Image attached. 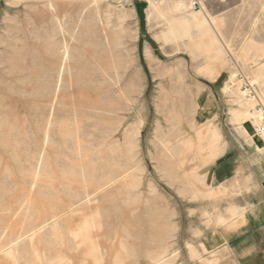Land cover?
<instances>
[{"label": "rangeland", "instance_id": "1", "mask_svg": "<svg viewBox=\"0 0 264 264\" xmlns=\"http://www.w3.org/2000/svg\"><path fill=\"white\" fill-rule=\"evenodd\" d=\"M139 2L0 0V247L39 230V261L26 242L17 264H79L70 231L83 216L96 217L100 264H181L187 210L205 208L201 224H212L215 204L192 195L201 187L186 176L198 163L182 149L208 123L231 138L223 121L198 117L205 56L192 58L188 40L158 41L168 22L153 10L140 29ZM200 5L233 54L222 77L234 74L235 86L222 89V105L251 140L233 112L243 111L236 89L249 80L264 95V0ZM219 148L218 157L221 134ZM52 218L56 229L45 226Z\"/></svg>", "mask_w": 264, "mask_h": 264}, {"label": "crops", "instance_id": "2", "mask_svg": "<svg viewBox=\"0 0 264 264\" xmlns=\"http://www.w3.org/2000/svg\"><path fill=\"white\" fill-rule=\"evenodd\" d=\"M198 2L200 5L201 0ZM224 75L225 70L213 79L200 76L204 84L197 96L200 98L199 120L223 121L219 125L227 127L231 138L225 142L218 129L222 135L223 152L210 164L206 178L214 191V198L196 200L214 202L212 224L209 227L201 224L200 215L205 208L187 210L189 223L185 230L186 239L182 241L181 264H264L262 141L254 143L243 135L238 123L232 122L229 104L222 105V89L229 81L223 79ZM260 105L264 114V104ZM243 123L251 138L246 122ZM183 199L193 200L188 195Z\"/></svg>", "mask_w": 264, "mask_h": 264}, {"label": "bare ground", "instance_id": "3", "mask_svg": "<svg viewBox=\"0 0 264 264\" xmlns=\"http://www.w3.org/2000/svg\"><path fill=\"white\" fill-rule=\"evenodd\" d=\"M145 2L148 4L149 11L153 10L159 18L168 22V31L162 32L156 38L158 41H161L164 45H169L188 40L189 46L185 48L192 58H196L198 55L205 56L204 63L196 69L198 75L213 79L218 73H220V71L226 69L229 63V55L232 57L233 54L231 53V50H225L222 47L223 41L217 30L215 17L210 16L204 9L203 5L199 11H192L191 2L188 0H145ZM148 16L149 15H147V19L149 18ZM193 32H195L194 36H192ZM249 46L250 44H248V47ZM247 52L248 49H242L241 54L244 56ZM67 56L68 51L66 48L63 52L62 62L65 63ZM243 56H237L236 59H233L234 62H246L247 59H243ZM146 57L153 63V65H156L157 61L149 51H147ZM63 67L64 65L60 68V72H63ZM235 78L236 76L231 74L229 81H234ZM60 81L61 78L59 79V82ZM229 81L224 86L223 92H232V88L235 84L234 82ZM236 91L238 94V103L243 111H234V118H236V121L246 122V127L251 139L253 141H262V148L264 151V135H259L257 133L262 126L264 118L260 105V103L264 104V95H261V92H257L256 87L253 86L252 80H249L247 85L237 88ZM219 141V131L208 123L206 126L204 125L203 127L201 126L195 129L194 141H184L182 143L183 151L185 153L194 154L198 163L192 176H186V180H189L188 183L193 184L194 187L195 185H200L201 187L200 189L195 187L196 189L192 194L195 199L214 198V191L209 186V179H206L208 173L201 170L199 171L198 167L200 166L202 167L201 169H205L216 160L220 149ZM181 165L182 161H179V163L177 162L175 164L176 169H180ZM89 202V200H86V203ZM57 220V218H52L45 226H49L51 229H56ZM96 227L95 216H83L76 228L70 231V236L75 242L76 249L80 251L81 260L79 264H86L88 261L93 262L94 264L101 263L98 247L91 237V232ZM38 232L39 230H36L35 228L32 232H28L18 237L13 243L0 247V264H17L15 256L18 255L17 253L25 249L23 248V244L26 242H28L32 256L37 263L40 257V250L36 244V236ZM160 260L162 259H157L155 262H159ZM113 264H119V259L117 257L114 258Z\"/></svg>", "mask_w": 264, "mask_h": 264}, {"label": "water", "instance_id": "4", "mask_svg": "<svg viewBox=\"0 0 264 264\" xmlns=\"http://www.w3.org/2000/svg\"><path fill=\"white\" fill-rule=\"evenodd\" d=\"M137 16L139 20L140 29L144 30L146 26V14L145 11L148 8V4L146 2H139L135 5Z\"/></svg>", "mask_w": 264, "mask_h": 264}, {"label": "built area", "instance_id": "5", "mask_svg": "<svg viewBox=\"0 0 264 264\" xmlns=\"http://www.w3.org/2000/svg\"><path fill=\"white\" fill-rule=\"evenodd\" d=\"M191 2V10L192 11H198L199 10V2L198 0H188ZM259 135H264V118H263V123L262 126L259 128L258 132Z\"/></svg>", "mask_w": 264, "mask_h": 264}]
</instances>
